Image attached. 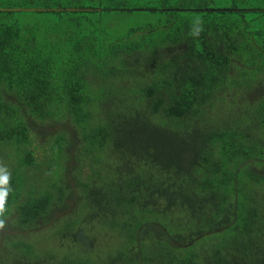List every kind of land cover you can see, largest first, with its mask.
<instances>
[{"label": "trees", "instance_id": "16d2710c", "mask_svg": "<svg viewBox=\"0 0 264 264\" xmlns=\"http://www.w3.org/2000/svg\"><path fill=\"white\" fill-rule=\"evenodd\" d=\"M258 94L264 0H0V264H264Z\"/></svg>", "mask_w": 264, "mask_h": 264}, {"label": "clouds", "instance_id": "9594fccd", "mask_svg": "<svg viewBox=\"0 0 264 264\" xmlns=\"http://www.w3.org/2000/svg\"><path fill=\"white\" fill-rule=\"evenodd\" d=\"M196 27L189 29L188 35L192 38H197L203 31V20L199 16L196 18ZM13 191L11 186V172L8 166L0 162V229H4L7 222L9 212L7 203L8 197Z\"/></svg>", "mask_w": 264, "mask_h": 264}, {"label": "rangeland", "instance_id": "374dc122", "mask_svg": "<svg viewBox=\"0 0 264 264\" xmlns=\"http://www.w3.org/2000/svg\"><path fill=\"white\" fill-rule=\"evenodd\" d=\"M142 6V4L141 3H139V2H135V3H130V4H128V9H138V8H140ZM103 17H104V15H103ZM114 19V18H113ZM118 19V16H116L115 17V19H114V21H116ZM111 24L112 25H114V23L113 22H111ZM116 24H117V22H116ZM116 26V25H115ZM109 28H111V27H109ZM121 29V28H120ZM120 29H117V32L120 30ZM248 90H244L243 92L245 93V92H247ZM235 95V94H234ZM233 95V97L235 98V99H237V101H239L240 102V104L241 103H243V102H245L246 101V99H248V98H245V97H241V95H236V96H234ZM256 95V93H252V96L254 97ZM257 96H259V97H261V96H264L263 94H258ZM248 97V96H247ZM252 97V98H253ZM122 100V101H121ZM111 102H113V103H115L114 105L116 106H118V104H119V106H121L122 104H123V102H124V100L123 99H120V98H113L112 100H111ZM113 105V106H114ZM70 123V122H69ZM68 123V127H70L69 128V130L71 131V132H74L75 133V131L77 130V127H74V126H71L70 124ZM115 160H116V158H115ZM107 162V161H106ZM107 163H109V162H107ZM39 239V238H38ZM107 239H110V237H107ZM40 241V240H39ZM39 241H37V244H39ZM41 242V241H40ZM44 243L45 242H43L42 243V245H44Z\"/></svg>", "mask_w": 264, "mask_h": 264}]
</instances>
